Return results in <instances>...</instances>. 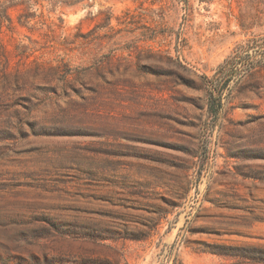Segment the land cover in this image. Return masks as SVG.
<instances>
[{
	"label": "rangeland",
	"instance_id": "rangeland-1",
	"mask_svg": "<svg viewBox=\"0 0 264 264\" xmlns=\"http://www.w3.org/2000/svg\"><path fill=\"white\" fill-rule=\"evenodd\" d=\"M0 264H264V0H0Z\"/></svg>",
	"mask_w": 264,
	"mask_h": 264
},
{
	"label": "trees",
	"instance_id": "trees-1",
	"mask_svg": "<svg viewBox=\"0 0 264 264\" xmlns=\"http://www.w3.org/2000/svg\"><path fill=\"white\" fill-rule=\"evenodd\" d=\"M220 95H221V96L223 95V90L220 92Z\"/></svg>",
	"mask_w": 264,
	"mask_h": 264
}]
</instances>
